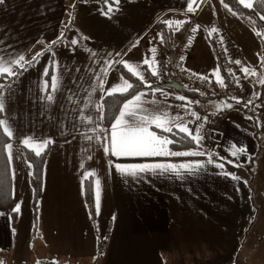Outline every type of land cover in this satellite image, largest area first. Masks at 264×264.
Returning <instances> with one entry per match:
<instances>
[{"label":"crops","instance_id":"obj_1","mask_svg":"<svg viewBox=\"0 0 264 264\" xmlns=\"http://www.w3.org/2000/svg\"><path fill=\"white\" fill-rule=\"evenodd\" d=\"M143 1L144 3L135 0L126 6L131 13L130 18L123 13L126 10L125 4L118 6L115 3L112 5L113 11L108 15L103 14L107 12L108 7L94 8L80 14L76 20L77 28L72 32L67 31L68 48L56 44L54 50L44 49L43 54L36 60H33L35 53L19 55V48H13V52H17L13 55L8 47L25 34L30 37L27 42L44 44L53 41L58 35L57 31L60 30V23L57 21L48 23L47 20H56L65 15V0H3V3H0V59L4 62H12L20 56L24 59L32 56L25 69L0 92V99L3 101L2 120L13 133L11 137L8 136L7 144L12 145V151L21 154L24 147H27L23 143L26 138H33L36 143L51 141L43 167V188L38 221L35 227L32 220L28 226L33 237L39 233L38 242L41 251L36 250L32 256H28L30 252L25 253L24 246L32 245L30 236L20 237L15 242L10 240L8 247L14 252V256L8 257L7 264H38V262L42 264L47 261H53L54 264H96V260L98 264H160L164 256L174 259L177 252H186L183 241L179 244L173 243L179 238V234L173 228L175 214L171 218L170 206L175 204L180 208L181 204L187 201L198 204V201L202 200L203 193L202 189L198 188L201 186L199 179L207 173L177 169L170 176L168 174L172 170H156L131 176L119 172L115 165L196 163L203 161V156L117 157L111 154L112 125L120 117L121 111H125L124 105L141 93L143 95L138 102L139 107L130 105L127 111V113L135 111L136 117L128 114L124 117L128 125H139L140 116L149 119L160 116L163 120L164 114H167V118L172 121L168 126L172 129L178 130L175 124L181 121L178 125H186L194 135L199 129V135L208 140L214 138H206L204 135L208 118L210 114L213 117V110L216 113L220 111L223 112L221 115H214L217 123L214 128L215 149L219 151V157L231 158L234 163L242 166L245 165V159L250 160L252 154L247 152V148H256L259 132L254 119L251 120L252 115L246 114L244 110L255 109L264 112V98L259 100L261 69L258 68L256 78L259 86L251 90L254 100L252 104L246 101L248 89L242 88L244 95L241 96L243 100L237 107V114L231 113L232 108L226 106L232 105L231 102L224 103V99H229V96H225L226 92L211 98V112L204 111L198 114L195 111L193 115L196 98L187 96L186 100L178 102L176 98L178 94H168L164 90L160 93L155 86L140 89L133 97L126 100L110 127L108 137L104 135V130L98 123L99 98L109 92H121L115 91L120 88L115 86V80L106 84V79L115 67L122 76L118 66L122 64L125 67L123 62H127L131 68L139 67L141 75H148L147 68L150 71L154 69L151 44L157 39V33L153 28L155 23L165 24L168 21L165 17L170 16L173 22L171 27L178 26L180 24L175 22H184L187 14L192 13L189 11L192 0ZM157 1L168 2L172 7L170 12L160 15V8L154 3ZM252 1L246 0V2ZM207 3V0H195V3H192L199 29L209 28L205 21L209 18L200 13L202 6ZM204 12L211 15L207 11ZM137 16L142 21L138 22ZM31 20L34 22L32 23ZM41 20H44L43 23ZM217 27V32L224 40L223 46L233 64L231 72L235 81L229 91L237 93L243 84L235 71H238L239 67L248 69L241 34L228 30L222 25V20L217 23ZM53 29L55 30L50 37H37ZM145 30L147 35L151 36L152 33L153 38L142 36ZM34 37L37 38L33 39ZM73 39L77 41L76 44L71 43ZM201 40V38L199 42L195 39L191 40L192 46L188 47L181 66L203 78L199 74L202 71L201 64L197 63V56L201 53L198 51ZM210 42L209 45L212 46ZM144 47L146 49H143ZM201 47L207 48L208 43H205V46L201 44ZM129 49L133 52L130 55L127 54ZM50 59H52V75L48 85L45 75ZM115 59L116 62L112 63ZM146 59L150 61L151 67L144 63ZM32 62L34 63L31 65ZM10 66L15 67V64ZM216 66L213 69L203 70L205 77L217 80L214 81L217 84L213 83L212 87L221 85L218 79L225 80L223 78L225 76H221L220 69ZM125 68L129 70V67ZM53 77H56L57 81L55 88L52 87ZM148 81L143 82L148 83ZM167 83L160 86L167 87L165 85ZM186 101L190 107L185 105ZM215 101L218 102L217 105L214 104ZM182 118H186L185 121H182ZM192 124H196L194 131ZM148 129L156 136L158 132L164 134L166 132L162 128H157L155 124L148 125ZM165 137L166 134L161 138ZM105 148L109 151L106 152ZM169 148L168 146L167 149ZM240 148L245 151L238 153L237 156L229 153ZM212 152L211 155H214ZM24 158L28 162L25 156ZM20 167L21 180L16 194L21 193L23 184L24 192L30 200L32 193L29 185L30 169L25 163ZM14 173L12 169V194ZM86 173H95L90 175L93 181L95 208L96 181L100 182L99 212L97 213L96 209L95 225L89 218L84 202L83 185ZM220 175L223 177L224 174ZM222 196L227 197V194L223 193ZM6 215L7 217L9 215V222L13 224L10 213L7 212ZM199 220V218L195 219L194 222ZM201 222H198L199 227H202ZM109 224H111L109 235L103 244L102 253H99L97 243L105 236ZM249 231L248 227L245 232ZM218 238H223L222 232ZM189 241L186 240V243ZM243 257L249 259V253H244ZM236 261L234 263L238 264Z\"/></svg>","mask_w":264,"mask_h":264},{"label":"rangeland","instance_id":"obj_2","mask_svg":"<svg viewBox=\"0 0 264 264\" xmlns=\"http://www.w3.org/2000/svg\"><path fill=\"white\" fill-rule=\"evenodd\" d=\"M103 1L104 0H65V15L62 18H57L56 20H47L48 23H56V21L57 23H60V30L57 31L58 37L56 36L53 40L57 41L55 44H53V41L44 44H39L35 41L27 42L30 37L25 34L23 36H20L21 38L19 41H17V39L16 41H13L11 43V45L8 47L9 51L13 55H16L17 52H13V48H19V55H28L30 53H35L34 55H36L37 53H42L44 49L54 50V46L56 44H58V46L62 48H68L69 45L67 43V40H69V34H67V31L72 32L77 28V17L80 14L88 12L94 8L101 9L104 5H107V3ZM111 1L113 2V0ZM111 1L108 0V4L114 5V2L112 3ZM133 1L135 0H119V4L116 5L119 6L120 4H125L124 8H126V10L123 13L125 15H128V17L130 18L131 13L126 6L132 4ZM137 1H141L142 3H144L143 0ZM207 1L208 3L202 6V10H200V13L202 15H207V17L209 18H206L205 20L207 22L205 23L209 25V28L199 29V27L197 26L195 31H193L192 33L191 39L192 41L195 39L196 42H199L200 38L202 39L200 41L198 50L199 53H201L199 56H197V63L201 64L200 67L202 68V71L199 72V74L202 75L203 78L210 83V78H207L203 75V70H205V68H207V70H209L210 68L213 69V67L216 66V62L217 60H219V53L216 52V49L213 46L209 45V38L214 32L218 30L217 23L222 20V25L227 27L228 30L235 31L236 33L241 34V38L243 41L242 45L244 48L247 67L249 70L248 73L242 72L241 67H239L238 71L234 70L240 77V81L243 85L241 86V89H238L237 93L229 91L225 94V96H229V99H224V103L227 104V102H231L232 110H230V112L233 114H237V107L240 106L243 100V98L241 97L244 95L243 89H248L245 100L252 104L254 100V94L251 95V90L256 89L259 86L257 85L256 69H261L262 72V57L260 52V42L258 39V34L262 33V28L258 25V23L254 21V19L235 13L227 4L219 0ZM238 1L240 3V0ZM154 3L158 8H160V15L169 13L172 8L168 5V2L157 1ZM199 4H201V1ZM225 5H227V7H225ZM204 11L209 12L212 16L206 14ZM192 13H194V11H192ZM187 18L188 14L186 19ZM136 19L138 20V22L142 21L138 16ZM166 19L168 21H172L170 16H166L165 20ZM41 21L43 23L44 20ZM31 22L33 23L34 20H31ZM165 25L167 24L165 23ZM157 26L158 23H155L153 28ZM27 27H29V25H27ZM213 29H215V31H213ZM54 30L55 29L47 30L37 37H50L52 31ZM197 30L198 33L196 35ZM149 31L151 32V30ZM61 33H63V36H61ZM142 36H147L148 39L153 38L152 33L151 36L147 35V30L143 32ZM220 36L222 37L221 34ZM16 37L18 36L16 35ZM37 37H34L33 39H36ZM205 43H208V47H201V44L205 46ZM191 46L192 42L190 41L189 47ZM25 47H29L28 50ZM143 49L146 48L144 47ZM149 49H151V47ZM132 53L133 52L130 49L127 51L128 55ZM31 57L24 59V61L22 62L24 63V66H27V62L32 60ZM199 57L201 60L199 59ZM220 65L221 63L219 60V66L217 63L216 67L220 69ZM17 66L19 65H15V67H12L13 71L16 70ZM153 67L154 69H156L155 61ZM132 69L136 72L140 71L139 67H132ZM117 70V67H115L112 73L106 79V84H109L111 80H115V86H123L124 81L126 80L121 75H119ZM183 71L188 70L184 68ZM131 72L133 73V71ZM252 72H254L255 74H250ZM143 77L144 82L149 80L147 74H143ZM158 86H156V90H158L159 92L161 90H164L168 94H178V96L176 97L178 102L182 101L181 99H178V97H184L183 100L187 99V95H185L181 90H176L168 86ZM240 91H243V93H240ZM210 101L211 99L206 101V103H208L210 106V110L205 111L211 112ZM237 101H239V103H237ZM214 104L217 105L218 102L215 101ZM185 105L190 107L188 101L185 102ZM127 111L128 109H125L126 113ZM195 111L196 110H193V113H195ZM244 112L246 114L252 115L250 116L251 120L254 119L253 121L256 128L258 129L259 134L256 148H247V152H251L250 154H252V156L255 155L256 157L250 160L249 158L245 159V165L243 166H237V164L234 163L231 158L221 159L218 154L219 151L215 149L214 128L215 124L217 123L215 121L216 117L214 115H221V113L223 112L220 113V111L216 113V111L213 110V117L210 114V118L213 119L214 122L211 137L214 138L206 140L199 135L200 137H202V139H200L199 141V148H187L177 151L171 148L168 149L171 152L202 153L200 155L194 156H203V161L196 163H176V170L180 169V171H193L197 173L206 172L207 175H202V177L199 179L201 186L197 187L201 188L203 193L202 200H199L198 204L187 201L181 204L180 208H178L175 204L170 206L171 218L173 217L172 215L175 214V217L173 218V228L179 234V238L176 239L173 243L179 244L183 241V248H185L186 252H177L174 256V259L166 258V256H164L165 258H162V260H160V264H235L234 262L236 260L238 264H264V112L262 110L255 109L244 110ZM196 113L198 112L196 111ZM256 116H258V118H256ZM185 119L186 118H182V121H185ZM180 123L181 121H178L175 125H178ZM108 135L109 133L106 136L108 137ZM165 138L170 140L167 135ZM168 146L169 145H167V147ZM211 151H213L212 153H214V155H211ZM232 151L233 150H231V152L229 153H232ZM24 156V151H21V154H17L14 150L12 151V159L11 161H9L10 169H13L15 172L13 183L14 201H12L9 211H13L17 204L20 205V210L19 212H16V219L14 218L15 222L13 224L9 222V215L8 217L6 215L7 212L0 211V261H2L3 264H7L8 257L14 256V252L8 247V242L10 240L15 242L20 237L30 236L32 245L26 244L24 246L25 253L30 252L28 256H32L36 252V250H38L39 252L41 251V246L38 242L40 238L39 233H36L35 237H33L31 235V230L28 228L29 223L32 220L31 199L29 200V196L25 194L23 184L21 186V193L16 194V189L19 187L21 180V175L19 174L21 170V164L25 163L28 165L29 169H31L30 163L25 160ZM230 156L231 154L229 155V157ZM229 161H231V163H229ZM220 164H222L223 167L217 166ZM181 165H187L188 167L181 168ZM172 172L174 171H170L168 176H170ZM220 174H224L223 177H220ZM234 176L238 177L239 179H234ZM25 181L26 183L28 182L27 177ZM223 193H226L227 197L222 196ZM219 199L221 200V202ZM198 218L200 219L199 221H202V227L198 226L200 225V223L198 224L199 221L194 222V220ZM248 227L250 231L245 232L247 231ZM221 232L223 238H218ZM186 240L190 241L186 243ZM245 241H247V243H245ZM236 251L238 252V254ZM244 253H249L250 258H244ZM95 262L96 264H98V260H96Z\"/></svg>","mask_w":264,"mask_h":264},{"label":"trees","instance_id":"obj_3","mask_svg":"<svg viewBox=\"0 0 264 264\" xmlns=\"http://www.w3.org/2000/svg\"><path fill=\"white\" fill-rule=\"evenodd\" d=\"M223 3L227 4L231 8V10L234 11L235 13H238L240 15L247 16V17L254 19V21L258 23V25L262 28V33L258 34V39L260 42V52H261V57H262V72H261L262 78L261 80H264V20L260 19L261 16H264V0H253L251 2L253 5L252 8L245 7V5L240 4L238 0H223ZM103 7L104 8L108 7V3L107 5H104ZM158 27L160 29L159 38L162 40L163 49L166 52H168L169 50L172 49L176 40L181 36L182 28H180V26L177 28H172L162 23H158ZM115 62H116V59L112 63H115ZM33 63L34 62H32L31 65ZM217 63L219 66V60H217ZM25 67L26 66H24V68H20L19 66H17L16 70H14V72H16L17 74L14 76H7L6 74L3 76H0V86H3V87H0V92L10 82H12L18 76V74L25 69ZM118 67H119V70L122 76L127 81H129V83L132 85V88L128 89L126 92H118V93L115 92V93H112L111 95L105 94L99 98L98 123H99L100 128L104 130L105 135L109 133V128L113 124L115 118L117 117L120 111L122 104L126 100L133 97V95L136 94L140 89H147V88L155 87L158 85L160 86V83L155 81V75H152V71H150V69L148 68H147V71H148L149 81L148 83H144L136 75H134L124 66H122V64H119ZM220 74L221 76H225L223 78H226L225 71L223 70L221 65H220ZM51 75H52V59H50V62L48 64L47 74L45 75L48 85L50 84ZM214 81H215L214 78H210L209 84L216 83ZM181 91H183L185 95L191 98H196V100H199V101H207L212 98V97L210 98L204 97L194 90L182 89ZM262 98H264V84L261 83L260 92H259V100H261ZM2 117H3V113L2 111H0V120H2ZM165 134L170 138V140L173 141V143L169 144V147L176 151L181 150V149L200 147L199 143L192 140L185 133H182L177 129H172L171 132L166 131ZM208 138H212V137L210 136ZM8 141H9V137L6 134H4L2 127H0V211L10 213L12 217V222L14 223L16 219V212L9 211V208L13 201V194H12L11 169H10V164H9L8 153L5 148V145H7ZM49 150H50V144H48L47 147L38 156L36 155L35 150H33L32 148L24 147L25 157L30 163V167H31L30 173H29V185L32 191V198H31V210L32 211L31 212H32L33 227L36 226L37 221H38L39 204H40L42 188H43V167H44V163H45ZM191 156H194V155H191ZM255 157H256L255 155L251 156L250 159H253ZM83 189H84L83 196H84L85 206L87 208V212H88L91 222L93 223V225H95L96 224V208H95V201H94L93 181L90 176L85 178ZM110 226L111 224H109V227L107 229L105 236L102 238L101 241H98L97 243L99 253H102L103 251L102 249L103 244L106 242L107 236L109 235ZM42 264H54V262L47 261V262H43Z\"/></svg>","mask_w":264,"mask_h":264},{"label":"snow or ice","instance_id":"obj_4","mask_svg":"<svg viewBox=\"0 0 264 264\" xmlns=\"http://www.w3.org/2000/svg\"><path fill=\"white\" fill-rule=\"evenodd\" d=\"M115 4H119V0H113ZM223 2V0H221ZM0 3H3V0H0ZM105 3H108V0H105ZM192 3H195V0H192ZM192 3L189 4V11H194L192 8ZM240 3L244 4L245 7L252 8L253 5L251 2H246V0H240ZM227 7V5H225ZM113 11L112 4H108L107 12H103L104 15H108ZM261 20H264V16L260 17ZM165 23L171 24L173 22L166 21ZM177 24H182L183 22L177 21L175 22ZM195 31V29H193ZM215 31V29H213ZM61 36H63V33H61ZM59 39V38H58ZM57 41H53V44H55ZM72 44H76L77 41L73 39L71 41ZM50 50V49H49ZM155 51L154 49L152 50ZM43 53H37L36 56L33 57V60H36L37 57L42 55ZM183 59V58H182ZM24 57L20 56L17 60L12 62H4L2 59H0V76L7 75V76H14L17 73L12 70V67L10 65L15 64L19 65L20 68H24ZM30 63V62H29ZM125 64V67H129L130 71H133L134 75L139 76V79L143 81L144 77L139 72L134 71L127 62H123ZM145 64H149L151 67V63L149 60L144 61ZM236 63H240L239 61H236ZM245 73H248V69H242ZM106 72V70H105ZM219 70L217 69L216 74L218 75ZM47 74V73H46ZM254 75L255 73H250ZM152 75H157V72L155 69L152 70ZM203 79V78H202ZM56 77L52 78V87H56ZM218 83L221 84V86L224 85L223 79H218ZM260 83L264 84V80H261ZM3 87V86H0ZM132 88V85L129 84L127 81H124V84L122 87L115 89V91H121L126 92L128 89ZM111 95L112 93L109 92ZM143 93H141L138 96H135L133 100L129 101L127 104L124 105V109H129L130 105H135L136 107H139L138 102L140 101L141 96ZM51 99V97H49ZM178 99L183 100L184 97H178ZM239 103V101H237ZM227 107H231V105H226ZM3 110V101L0 99V111ZM128 114L132 117H136V112L132 111L130 113H126L125 111H121L120 117L117 118L116 123L112 125V132H111V154L115 155L117 157L119 156H160V155H172V156H181V155H200L202 153L198 152H192V153H181V152H171L167 149V145L173 143L172 140L157 137L154 132L149 131L148 125L155 124L157 128H162L164 131L171 132L172 127H169L168 125L172 123L170 119L167 118V114H164V119L162 120L160 116H155L149 119L145 116H140L139 121L140 124L137 126L128 125L127 122L124 120L125 115ZM195 115V113H193ZM124 125V127H121ZM0 127H2V130L4 134L11 137L13 135L10 128L7 126L6 122L3 120H0ZM178 130L182 133H185L187 136H189L192 140L199 143L200 139L202 137L199 136V129H197L196 134L194 135L192 131L186 126L176 125ZM91 139V137H89ZM23 143L35 150L36 155H40L41 152L47 147L51 141H43L42 143H36L33 138H26ZM5 148L8 152V158L9 161L12 159V145L7 144L5 145ZM105 151L108 152L109 149L105 148ZM245 149H235L232 151V156H237L238 153L244 152ZM231 163V161H229ZM218 167H223L222 164L217 165ZM239 166V165H237ZM116 169L125 175H131V176H137L140 173H146V172H155L156 170H162V171H168V170H176V165L172 164H142V165H115ZM181 168H187V165H181ZM90 175H95V173H86V177ZM234 179H239L238 177H233ZM99 202H100V182L99 180L96 181V209L97 213L99 212ZM20 205L17 204L15 208L13 209L14 212H19ZM0 264H3L2 261H0ZM39 264V262H38Z\"/></svg>","mask_w":264,"mask_h":264},{"label":"built area","instance_id":"obj_5","mask_svg":"<svg viewBox=\"0 0 264 264\" xmlns=\"http://www.w3.org/2000/svg\"><path fill=\"white\" fill-rule=\"evenodd\" d=\"M197 26L198 20L196 14H189L188 18L180 25V28H182L181 36L176 40L172 49L168 52L163 49L162 40L159 38V27L157 26L154 28V30L156 29L155 32L157 33V39H155L151 45L152 49L155 50L152 53L153 60L156 62L155 70L157 75H155V80L162 84L166 82H177L184 89L197 91L202 96L210 98L213 95L215 96L228 92L232 88L235 81L233 73L231 72L233 64L223 46V38L220 36L219 32L216 31L211 35L210 40L215 47L216 52L219 53L218 58L223 70L227 73V78L224 81V85L226 86H209L205 80L197 75L183 71L181 66L182 58H184L188 49L193 29H196ZM240 93H243V91H240ZM195 110L198 113H202L205 110H210V106L206 101H196ZM191 127L194 131L196 124H192ZM213 127L214 122L209 120V123L204 130L206 137L212 136ZM157 136L164 137V134L158 132Z\"/></svg>","mask_w":264,"mask_h":264},{"label":"water","instance_id":"obj_6","mask_svg":"<svg viewBox=\"0 0 264 264\" xmlns=\"http://www.w3.org/2000/svg\"><path fill=\"white\" fill-rule=\"evenodd\" d=\"M165 85L168 87L174 88L176 90H182L181 86L177 82H169Z\"/></svg>","mask_w":264,"mask_h":264},{"label":"clouds","instance_id":"obj_7","mask_svg":"<svg viewBox=\"0 0 264 264\" xmlns=\"http://www.w3.org/2000/svg\"><path fill=\"white\" fill-rule=\"evenodd\" d=\"M156 81V80H155Z\"/></svg>","mask_w":264,"mask_h":264}]
</instances>
